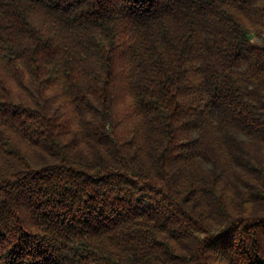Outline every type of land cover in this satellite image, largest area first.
<instances>
[{
    "label": "trees",
    "instance_id": "trees-1",
    "mask_svg": "<svg viewBox=\"0 0 264 264\" xmlns=\"http://www.w3.org/2000/svg\"><path fill=\"white\" fill-rule=\"evenodd\" d=\"M0 264H264V0H0Z\"/></svg>",
    "mask_w": 264,
    "mask_h": 264
}]
</instances>
